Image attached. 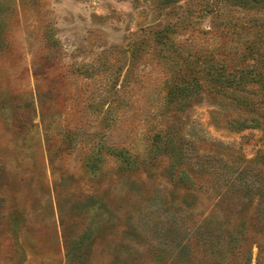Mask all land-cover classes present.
<instances>
[{
	"label": "rangeland",
	"instance_id": "obj_1",
	"mask_svg": "<svg viewBox=\"0 0 264 264\" xmlns=\"http://www.w3.org/2000/svg\"><path fill=\"white\" fill-rule=\"evenodd\" d=\"M256 180L264 0H0V264H264Z\"/></svg>",
	"mask_w": 264,
	"mask_h": 264
},
{
	"label": "trees",
	"instance_id": "obj_2",
	"mask_svg": "<svg viewBox=\"0 0 264 264\" xmlns=\"http://www.w3.org/2000/svg\"><path fill=\"white\" fill-rule=\"evenodd\" d=\"M237 3H240L241 5H248V6H256L258 5V3L261 0H234ZM189 91H192L191 89H188ZM182 92V91H180ZM251 121L253 122H247V121H242L241 123L237 124L238 128L244 127V126H249V127H258L260 125V121L258 118L253 117L251 119ZM250 190L255 193L256 195L259 196V198H261V203H259L258 206V219L259 220H264V184H262V180L259 181H252L250 182ZM202 226V232L199 233L200 237H201V244L203 246H205V250H203L202 252L206 253V254H210L211 255L214 253L216 255H219L218 257H222L224 259V257L230 252L229 248H225V243L224 240L222 241V237L221 239L219 238V233L216 229L212 228L209 225V220L207 219V221H203L202 224L200 225ZM199 226V227H200ZM205 228V229H204ZM178 229L173 225V232L174 234H176V232L178 233ZM213 229V230H212ZM219 230V228H218ZM213 231H215V233H213ZM189 232L192 234L191 229L189 230ZM174 243H173V252H174V257H175V262H180L181 256L186 253V251L189 250L190 246L189 245H181V243H179L176 238L173 239ZM233 241V239H231V242ZM259 256L261 254L260 250L263 248L262 245L259 244ZM177 260V261H176ZM248 260H250V258H248ZM259 259L257 260V264H258ZM214 264H218L217 261ZM219 264H224L223 262L219 261ZM247 264V263H246Z\"/></svg>",
	"mask_w": 264,
	"mask_h": 264
}]
</instances>
